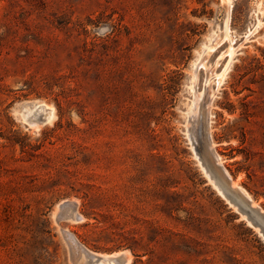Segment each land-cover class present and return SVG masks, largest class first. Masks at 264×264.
Masks as SVG:
<instances>
[{"label":"rangeland","instance_id":"obj_1","mask_svg":"<svg viewBox=\"0 0 264 264\" xmlns=\"http://www.w3.org/2000/svg\"><path fill=\"white\" fill-rule=\"evenodd\" d=\"M0 135V264H264V0H0Z\"/></svg>","mask_w":264,"mask_h":264},{"label":"bare ground","instance_id":"obj_2","mask_svg":"<svg viewBox=\"0 0 264 264\" xmlns=\"http://www.w3.org/2000/svg\"><path fill=\"white\" fill-rule=\"evenodd\" d=\"M257 30V29H256ZM200 64V63H199ZM228 67V66H227ZM209 74V73H208ZM23 109V107H21L20 109H19V111H22V117H23V119H24V121L26 122V123H28V125L30 126V127H33V128H37V129H39V128H41V126L42 125H45V124H47V123H49V122H52L53 121V119H54V110L51 108V107H49L48 105H45V104H40V105H34V106H32V105H26V106H24V109ZM196 109H198V108H196ZM204 111V110H203ZM209 111V110H208ZM206 112H207V110H206ZM193 114V113H192ZM202 115V114H201ZM197 119V118H196ZM191 123V122H190ZM206 123V122H205ZM191 125V124H190ZM192 128H194V130H196L195 129V127L193 126ZM198 131V130H197ZM191 132H193V131H191ZM206 132V131H205ZM207 133V132H206ZM191 134H195L194 132L193 133H191ZM198 134V133H197ZM200 134H202L201 133V131H200ZM193 136V135H192ZM211 136V135H210ZM194 137V136H193ZM201 138V137H200ZM213 140V139H212ZM193 141H196V139L194 140L193 139ZM192 141V142H193ZM201 142H203L202 140H201ZM195 143V142H194ZM196 143H197V141H196ZM195 143V144H196ZM198 146H200V144L198 145ZM195 147V146H194ZM201 147V146H200ZM200 147H198V149L200 148ZM204 147V146H203ZM205 148V147H204ZM209 148V147H208ZM194 149V148H193ZM210 149V148H209ZM212 149H214V151H215V148L213 147ZM207 150V149H206ZM208 151V150H207ZM211 151V150H210ZM212 152V151H211ZM216 152V151H215ZM217 154V153H216ZM198 156V155H197ZM196 156V157H197ZM219 156V155H218ZM214 157V156H213ZM199 158V157H198ZM203 158V157H202ZM220 159H222V158H220ZM204 160V159H203ZM206 161V160H205ZM200 162V164H201V166H202V168L205 170V168L203 167V165H202V163H201V161H199ZM207 163V162H206ZM208 164H210V163H208ZM219 166V165H218ZM221 167V166H220ZM223 169V168H222ZM225 169V168H224ZM227 169V168H226ZM225 169V170H226ZM210 170V169H209ZM209 170H207V171H209ZM211 171V170H210ZM209 171V174L211 173ZM229 173V172H228ZM213 175V174H212ZM230 175V174H229ZM209 176V175H208ZM211 176V175H210ZM220 178V177H219ZM212 180H214V182H217V180L215 181V179L213 178ZM219 181H220V179H219ZM232 181H233V179H232ZM233 182H235V181H233ZM212 183V182H211ZM219 183V182H218ZM218 183L216 184L217 186H219L218 185ZM238 183V182H237ZM214 184V183H213ZM226 184V183H225ZM221 185V184H220ZM234 186H236V184L234 183L233 184ZM227 186V185H226ZM226 186L225 187H223V184H222V187L225 189L226 188ZM229 188H230V186H228ZM237 187H239L238 186V184H237ZM226 190V189H225ZM229 190H231V188L230 189H228V190H226V191H228L229 192ZM239 190L241 191V193L244 195V197L248 200H245V202L247 201V203L249 202L251 205L250 206H252V207H255V205H254V203L255 202H253V200H252V198L250 197V195H249V193H247V191L246 190H244V189H242V188H239ZM218 191H219V194L220 195H222L224 198H225V195H224V193L221 191V189L220 188H218ZM234 190H232L231 192L232 193H234L233 192ZM227 195H228V193H226ZM230 194V193H229ZM234 194H236V193H234ZM231 195V194H230ZM238 195H239V192H238ZM232 196H233V194H232ZM240 196V195H239ZM234 197H235V195H234ZM241 197V196H240ZM227 198H229V197H227ZM233 199V198H232ZM229 200V199H228ZM234 200H236V199H234ZM232 201V200H231ZM232 202H234V201H232ZM239 202V201H238ZM234 204V203H233ZM237 204V203H236ZM241 205H244V204H241ZM256 205H257V203H256ZM235 206V205H234ZM238 206V205H237ZM246 206V205H245ZM249 206V205H248ZM244 207V206H243ZM245 208V207H244ZM250 208V207H249ZM260 208V207H259ZM250 209H252V208H250ZM248 210V209H247ZM262 210V209H261ZM238 211V210H237ZM254 211H256L255 209H254ZM260 211V210H259ZM244 212V211H243ZM240 213V212H239ZM259 213V212H258ZM243 215V214H242ZM261 215H264V213L263 214H261ZM243 216H245V215H243ZM250 218V217H249ZM246 219H247V217H246ZM248 220V219H247ZM250 220H252L251 218H250ZM254 220V219H253ZM251 222V221H250ZM252 223H255V222H252ZM252 223H250V224H252ZM258 224V223H257ZM255 225V224H254ZM253 225V226H254ZM256 228H258L257 227V225L255 226ZM260 230V229H259ZM259 233V232H258ZM260 234V233H259ZM263 234V233H262ZM261 235V234H260ZM264 239V238H263ZM126 252H121V253H115V254H112V255H108V254H106V255H98V254H94V253H91L90 254V257H91V259L93 260V264H123V263H125V262H123V255L125 254ZM125 260V259H124Z\"/></svg>","mask_w":264,"mask_h":264},{"label":"trees","instance_id":"obj_3","mask_svg":"<svg viewBox=\"0 0 264 264\" xmlns=\"http://www.w3.org/2000/svg\"><path fill=\"white\" fill-rule=\"evenodd\" d=\"M255 60H257L258 61V63L263 67V64H261V59L260 58H256ZM244 69H248V66H244ZM15 133L14 134H12V135H10V136H8V137H4V138H6L8 141H9V143H11V144H18L19 143V141H17L16 139H15ZM2 135H0V137H1ZM21 146H22V148H24L25 147V145H23V144H21Z\"/></svg>","mask_w":264,"mask_h":264}]
</instances>
